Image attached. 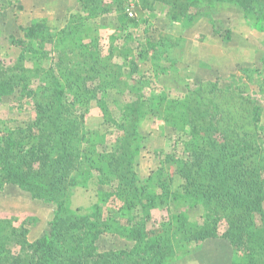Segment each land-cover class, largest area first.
I'll return each instance as SVG.
<instances>
[{
	"label": "trees",
	"instance_id": "16d2710c",
	"mask_svg": "<svg viewBox=\"0 0 264 264\" xmlns=\"http://www.w3.org/2000/svg\"><path fill=\"white\" fill-rule=\"evenodd\" d=\"M131 1L111 0L106 7L101 0H80L88 9L117 10L123 30L136 21L129 18L126 7ZM137 1L153 12L159 3L172 7L168 17L187 28L200 15L212 17L213 8L235 6L252 21V28L264 32V0ZM20 27L24 37L12 41L21 50L19 56L0 59V104L11 96L31 98L35 113L9 129L0 118V190L16 185L33 199L57 202L49 230L33 242L27 231L0 227V264H173L183 250L207 261L204 243L210 239L227 242L228 254L236 257L232 264H264L261 106L232 87L223 89L219 80L202 81L179 100L163 97L157 105L164 107V122L174 133V151L142 180L135 155L145 136L134 122L147 110L158 114L154 100L148 101L144 94L133 92L137 100L121 109L124 120L100 117V127L117 136L108 140L101 128L94 136L101 143L114 142L112 152H97V142L96 151L86 147L89 104L97 100L102 113L106 93H121L125 82L118 63L109 58L115 47L94 40L79 48L68 46L67 40L53 42L47 20ZM226 36L230 39L229 33ZM34 54L54 55L57 61L53 59L49 69L27 67ZM44 93L49 95L41 100ZM126 141L133 142V150L126 148ZM94 155L105 166H96ZM85 167L98 172L101 184L107 186L102 204L109 206L105 219L110 223L104 226L70 208L71 189ZM166 169L171 171L168 177ZM175 173L183 179L178 192L173 191ZM179 201L191 207L203 205L201 220L192 221L187 209L178 211ZM118 231L130 238V247L116 250L112 245Z\"/></svg>",
	"mask_w": 264,
	"mask_h": 264
},
{
	"label": "rangeland",
	"instance_id": "374dc122",
	"mask_svg": "<svg viewBox=\"0 0 264 264\" xmlns=\"http://www.w3.org/2000/svg\"><path fill=\"white\" fill-rule=\"evenodd\" d=\"M109 2L111 0H101L106 7ZM1 4L3 7H0L2 10L0 13V59L11 61L21 52L12 41L21 40L24 37L20 26L30 24V19L23 17L17 2L0 0ZM126 7L128 12L134 14L129 18L136 21L124 30L116 16L117 10H93L95 7L88 9L80 0H72L67 9L57 17L50 20L32 19V21L47 20L53 42L67 40L68 46L79 48L94 40L106 47L114 46L116 49L115 52H111L109 58H111L110 61L118 63V73L120 72L125 82L121 84V93L115 90H109L106 93L104 100L107 105L102 113L97 100L89 104L90 111L85 115V125L89 132L86 147L90 152L93 151L92 149L95 150V142H97V152L106 154L112 152L115 147L114 142L101 143L94 136L99 128L106 133L108 140H115L117 136L114 130L108 128L104 130L100 127L101 116L105 114L109 119L124 120L121 109L124 105L137 100V96L133 94L135 91L144 94L148 101L154 100L152 105L158 111L157 116L147 110L142 118L134 122L139 133L145 136L144 140L139 141L136 146V170L142 180H147L152 172L162 165V159L174 151L172 141L174 133L164 122V107L157 105L163 97H168L169 101L170 99L179 100L187 94L189 89L198 87L200 82L219 80L223 89L232 87L236 92L239 91L243 96L253 99L264 109V33L257 32L253 28L255 30L253 33L256 35L248 38L251 42L246 46V50L239 48L240 51L235 53L233 51L234 55L230 58L232 52L229 54L230 49L226 45L230 40L226 36V30L232 28L236 32H241L246 25L241 20L242 17L230 12L231 9L219 10L218 14L212 17L200 15L195 24L187 28L171 20L167 11L169 12L172 7L161 3L157 5L154 12L145 10L137 0L129 2ZM193 9V6L190 7L189 12H194ZM88 12H91L90 17ZM228 18L230 21L232 20L230 18H234L233 23L227 22ZM248 23L252 27V21ZM165 46L169 50L164 49ZM253 53L254 64L246 67L244 63ZM53 56L34 54L29 56V63L26 66L34 69L38 67L49 69L54 63L53 59L57 61ZM224 58L227 59L228 69L220 66ZM116 67L113 66V69L116 70ZM48 95L44 93L40 99L44 100ZM102 97L103 95L99 96V98ZM34 104L31 98L17 99L16 96L5 98L4 103L0 104V118L6 121L5 127L7 129L16 127L23 119H29L35 113ZM124 145L127 149L130 146L132 150L134 148L132 141H126ZM156 151L159 154L162 153V156H157ZM94 156L95 165L102 164L99 163V158ZM105 164L103 163L102 167ZM170 174L171 171L166 169L165 177ZM101 179L98 172L90 171L85 167L78 175L76 185L71 189L70 208L77 215L88 217L104 226L110 221L105 219L109 206L106 203L102 204L103 192L107 190V186L101 184ZM182 183L183 179L175 173L173 191L178 192ZM45 201L33 199L28 192H24L16 185L6 186L0 190V227L27 231L29 242L39 239L49 230L56 211V200ZM188 205L179 201L176 209L178 211L187 209V216L194 222L201 220L205 207ZM97 207H100V211ZM161 213H158L157 217ZM114 238L116 240L112 242V245L116 250L132 245L130 238L123 232L118 231ZM224 241L210 239L204 243V248L209 250L206 254L207 261L201 255L197 257L185 255L183 250L182 256L173 264H232L236 257L234 253L232 256L228 254V246L224 244Z\"/></svg>",
	"mask_w": 264,
	"mask_h": 264
},
{
	"label": "crops",
	"instance_id": "0c3cea01",
	"mask_svg": "<svg viewBox=\"0 0 264 264\" xmlns=\"http://www.w3.org/2000/svg\"><path fill=\"white\" fill-rule=\"evenodd\" d=\"M8 1H11L13 3L17 2L21 7V13L23 14V17H25L26 19H30L29 20V23H30L32 19L50 20V18L57 17L60 13H62L63 11L67 9V7L70 5V2L72 0H8ZM222 9L223 10L231 9L230 12L234 13L237 16H240V18L242 17L241 20H243L244 23L246 24L244 28L241 30V32H236V30H233L232 28H228L226 30L227 31L226 33L230 34V40L228 41L226 45L230 49L229 54L232 52V55L230 54L229 56L230 58H232L234 55L233 51L234 53L239 52L240 51L239 48L246 50V46L248 45V43L251 42L250 39L248 38L251 36L253 37L256 34L253 33L255 30H253V28L249 26L248 21L243 17L242 13L236 9L235 6L220 5L216 8L217 10L216 12L213 11L215 10V8L212 9L211 15L212 16L217 15L219 10H222ZM230 19L232 20L230 21L228 18L227 22L233 23L234 18H230ZM250 55L251 56H248L249 60H247L244 63L246 67L253 66L254 64V61H255L254 53ZM226 58H228V56H226ZM233 65L236 66L235 63H233ZM220 66L222 68L226 67L228 69L227 59L224 58V62L221 61Z\"/></svg>",
	"mask_w": 264,
	"mask_h": 264
},
{
	"label": "built area",
	"instance_id": "2783aa9c",
	"mask_svg": "<svg viewBox=\"0 0 264 264\" xmlns=\"http://www.w3.org/2000/svg\"><path fill=\"white\" fill-rule=\"evenodd\" d=\"M133 15H134L133 12H129L130 17H133Z\"/></svg>",
	"mask_w": 264,
	"mask_h": 264
}]
</instances>
